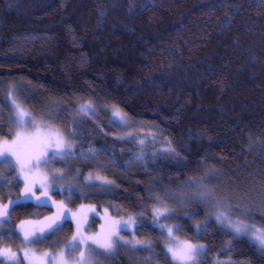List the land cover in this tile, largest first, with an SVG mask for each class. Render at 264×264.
Wrapping results in <instances>:
<instances>
[{"label":"trees","instance_id":"16d2710c","mask_svg":"<svg viewBox=\"0 0 264 264\" xmlns=\"http://www.w3.org/2000/svg\"><path fill=\"white\" fill-rule=\"evenodd\" d=\"M9 90L74 155L40 164L27 197L17 167L0 163V205L20 200L0 246L55 254L73 235L111 232L151 247L91 241L90 264H172L152 210L183 199L159 223L204 245L198 264H264L251 242L202 220L218 207L264 229V0H0V100ZM88 101L94 111L80 112ZM13 120L0 106V139ZM202 188L208 199L187 204ZM64 209L60 231L22 242L19 226L38 231Z\"/></svg>","mask_w":264,"mask_h":264},{"label":"snow or ice","instance_id":"6c2138e0","mask_svg":"<svg viewBox=\"0 0 264 264\" xmlns=\"http://www.w3.org/2000/svg\"><path fill=\"white\" fill-rule=\"evenodd\" d=\"M16 93L13 90H10L8 93L7 98L0 100V106L8 107L10 110L14 113V123L17 124H30L31 123V116L32 113L29 111H26L22 104L18 103L15 99ZM79 111L87 114L88 112L94 111V107L91 101L85 102L84 104H81L79 107ZM117 118L119 120H123L124 118L120 116L119 111H115L113 113V121L116 122ZM25 143L29 144H38L42 151L39 152L38 155L30 156L27 160L22 159L21 154L14 150ZM74 155V153L71 150L70 144L66 141L65 138H63L61 135H53V134H47L46 137H41L39 133L33 137H23L21 134H17L16 140L12 142V144H9L7 141L4 142L3 146H0V163L7 162L9 165L16 166L19 165L20 172L18 173V176L16 179L23 178L25 181V197H27L30 193L34 195L35 193L32 191L33 187L36 185V181H33L31 184L28 183V175L25 172V169L27 168L30 172V165L35 163L36 165L39 164H48L51 162V160L55 159H61L65 160L68 157ZM15 156L16 159L13 161L11 157ZM58 178V176H53V179ZM47 179V178H46ZM91 179V177H89ZM110 183V182H108ZM41 188H44V184H40ZM53 187L54 186H49ZM43 196H48V190L45 189L42 193ZM38 201H40L41 204H47L46 200H41L40 197L36 198ZM159 199V198H158ZM20 203V200L17 199L15 201H9L7 204L0 205V228H2L3 222L7 221L10 218V211L9 206L12 204L18 205ZM70 209H64L62 211H59L56 216L52 218H46L47 220V226L40 228L37 230L32 231H25L24 226L21 225L20 231L24 233L22 242L27 243H39L42 242L44 239H47L48 234L55 233L61 230L62 228V221L66 219H70L69 216ZM172 209H169L166 206L161 207H154L152 210V216L155 223V226L163 231L166 229L168 237L173 236V230L174 226H169L166 224H160L159 219L161 217L167 218L171 213ZM221 216H223V213H221L220 216H217V220L221 219ZM135 223L134 218L130 217L129 221L122 222L120 227L122 229H127L129 226V223ZM138 227H142L143 224L137 225ZM178 227V226H175ZM228 228L234 230V232L237 235H246L249 230L250 226L244 224L242 221L237 222L235 224L229 223L227 225ZM79 232V227H78ZM116 236V233H108L102 242L99 243V248L103 249L105 252H110L114 249V247L117 244V240L114 239ZM87 239H93L91 237ZM250 239L253 241L254 246H259L261 251H264V229H254L252 230V235ZM96 242V241H94ZM87 241L84 238H81L78 234L73 235L72 239L68 242V244L65 246L68 251H71L72 249L81 246L82 244L86 245ZM124 243H133V246L140 245L142 247H148L150 248V244H147L146 242L142 241H124ZM204 251V245L202 244H192L189 242H183L180 244L177 248L168 247L167 253L170 254L172 261L177 262V264H196V258L200 256ZM89 254H96L100 255V252H96L94 249L89 248L88 249ZM44 257L50 262V264H67L64 253L60 252L57 254H52L50 252L44 253ZM85 257V252H81L80 256L77 258L80 261H83ZM0 264H21V257L17 252H14L11 250V248H0ZM23 258H28V252L25 250L23 253ZM30 264L32 262L30 261Z\"/></svg>","mask_w":264,"mask_h":264},{"label":"rangeland","instance_id":"374dc122","mask_svg":"<svg viewBox=\"0 0 264 264\" xmlns=\"http://www.w3.org/2000/svg\"><path fill=\"white\" fill-rule=\"evenodd\" d=\"M9 91L7 92L5 98H7ZM15 99H16V101L18 103L22 104L19 100H17L16 97H15ZM82 104H84V103H82ZM22 106H23V104H22ZM23 107H24V109L26 111H28L25 106H23ZM108 111H109V114H110L111 118L113 119V113L115 111H117V108L108 107ZM118 111H119L120 116H122L124 119L123 120H119V118H117L116 122L120 126L123 127V132H126L128 134V133L131 132V130H130V127H131L130 126V124H131L130 122L131 121L125 116V114H123L122 111H120V109ZM91 112H93V111H91ZM12 116H13V119H14L15 117H14V113L13 112H12ZM18 133L21 134V136H23V137H33V136H35V135H37L39 133V135L41 137H46L47 134H53V135H57L58 134V135H61L64 138V134L62 133V131L58 127H56L55 125H52V124H49V123L48 124H44L41 120L31 117V123L30 124L21 125V124L15 123L13 136L10 139H0V146H3L5 141H7L9 144H12V142L14 140H16V137H17ZM14 150L18 151L21 154L22 159L27 160L30 156L38 155L39 152L42 151L43 149H41L38 144L25 143L21 147H19L17 149H14ZM11 159L13 161H15L16 157L13 156V157H11ZM16 167H17V171H18L17 173H19L20 172L19 165H16ZM36 168L41 174H43V169L40 167V164L36 165L35 163H33L32 165H30V169H31L30 172L28 171L27 168L25 169V172L28 175V183L29 184H31L33 182V180H34V173H35ZM20 179L23 181V183H25L23 178H20ZM93 180L97 181V182H106V180L104 178L97 177V176L94 177ZM23 186H24V184H23ZM195 192H193V194H191V199L187 201V204L191 203V202H194V201L207 200L208 199L207 195H210V194H206L204 189L201 190L198 193V195ZM198 198H200V199H198ZM171 201H173V200H171ZM180 204L181 205L186 204L185 200L181 199L179 204H176V205H171L170 202H166V204L162 205V206H166L169 209H172L174 211L178 207H181V208L184 207V206H181ZM154 207H161V203L160 202L157 203ZM213 208H215V209H209V210L206 211V216H205L206 218L202 217L203 221L212 220L218 226L222 227L223 229H227L229 231V233L233 236V238L242 237V238H245L246 240H248L249 242H251L253 244V241L250 239V237L252 235V230L258 229V228L254 227L253 224H252L253 225L252 226V225H250V224H248V223H246V222H244V221H242V220H240L238 218H235V217L231 216L226 211H224V210H222L220 208L217 209L218 207H213ZM221 213H223V216H221L220 220H217V216H220ZM241 221L244 224L250 226V230H249V232L246 235H237L234 232V230H232V229L227 227V225L229 223L235 224V223L241 222ZM201 224H203V222H200L198 224V226H197L198 230L202 226ZM166 225L172 226L170 223L166 224ZM196 232H198V231H196ZM107 234L108 233L100 232V231L98 232L97 231V232L91 233V235H90L88 232H86L84 235L80 236L81 238L86 239V241H87L86 245L82 244L81 246L74 248L75 251H73V250L68 251L67 249H64L63 251H60V252L64 253V257H65V260H66L67 264H84V263H86L84 260H83L84 261L83 262V261H80V260L77 259L80 256V253L89 247L88 245H89V243L91 241H96L98 243L102 242L104 237ZM72 237L69 239V241L72 239ZM89 237H91L93 239H87ZM114 239L117 240V244H125V245H127L129 247L133 246V243H127L126 244V243H124V241H132V242L140 241L139 239L136 240L135 238H132V237H130V238H121V237H118V235H116L114 237ZM142 242H145V241H142ZM183 242H189V243L197 244V245L202 244L201 242H198V241H190L188 239L179 237V236H177L175 234L174 230H173V236L172 237H168L166 229L163 231V238L161 240V245H162L163 250L165 251V254L167 255L168 259L172 262V264H177V262L172 261L170 254L167 253V248L168 247L177 248ZM136 246H138V245H136ZM255 247L257 248V250L259 252L264 253V251H261V249L259 248L258 245L255 246ZM0 248H11L12 251L17 252L20 255V257H21V263L22 264H30V261L32 262V264H50V262L44 257V253H46V252H50L51 253L52 252V251H50L48 249H38V248L33 247V246L14 247V248L7 247V246H0ZM25 250L28 252V258L27 259L23 258V253H24ZM58 252H59V250H58ZM203 253H204V251H203ZM203 253L196 258V264H198V262L200 261ZM55 254H57V253H55ZM85 258H86V261H87L86 264H90V261L87 260L88 257H86V255H85L84 259ZM0 259H2V258H0ZM213 261L215 262V260H213Z\"/></svg>","mask_w":264,"mask_h":264},{"label":"bare ground","instance_id":"6f19581e","mask_svg":"<svg viewBox=\"0 0 264 264\" xmlns=\"http://www.w3.org/2000/svg\"><path fill=\"white\" fill-rule=\"evenodd\" d=\"M201 190H203V189H201ZM160 224H169L168 222H161ZM158 230L160 231V233L162 234V236H163V233L161 232V230L158 228ZM226 231H228L227 229H225ZM175 231V230H174ZM229 232V231H228Z\"/></svg>","mask_w":264,"mask_h":264}]
</instances>
